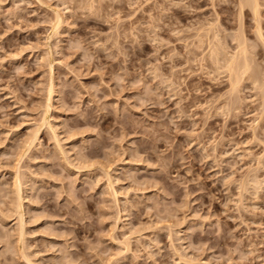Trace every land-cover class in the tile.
Wrapping results in <instances>:
<instances>
[{
  "label": "rangeland",
  "instance_id": "rangeland-1",
  "mask_svg": "<svg viewBox=\"0 0 264 264\" xmlns=\"http://www.w3.org/2000/svg\"><path fill=\"white\" fill-rule=\"evenodd\" d=\"M234 1L0 0V264H264V95L210 56L242 25L264 76Z\"/></svg>",
  "mask_w": 264,
  "mask_h": 264
},
{
  "label": "bare ground",
  "instance_id": "bare-ground-1",
  "mask_svg": "<svg viewBox=\"0 0 264 264\" xmlns=\"http://www.w3.org/2000/svg\"><path fill=\"white\" fill-rule=\"evenodd\" d=\"M234 2H236L239 7L240 21L242 20L243 13H245V9L247 10L250 9L252 11L253 18L256 22V29H257L258 37L264 43V36L261 32L262 29H261V25L259 22L260 21L259 20L260 18L259 0H235ZM57 20L59 21L58 23L60 24V20L59 19ZM203 34L204 33L198 30L196 36L199 37V39L201 38L203 39V37L205 36L207 37V33H205L206 35H203ZM201 41L203 42V40H200V42ZM234 41L236 42V44L234 46L233 54L228 55V52L226 53L224 49L225 45L222 43L218 34H215L213 38L212 39L210 38L209 40L210 42L209 45L212 46L210 56L213 57L214 60H217L218 63H220L221 61L224 62V66L226 67L227 72L229 73L230 86L232 88L233 93L238 91L242 83H244L245 81H251L253 84H256L261 89L264 95V76L260 75V72L256 70L253 65L254 59L252 56V52L250 51V47L247 44L246 37L244 36L242 25H240V30L236 34ZM260 76H262L263 79ZM235 104L237 103L235 102L234 105ZM19 188H18V191H20ZM17 208H18V205H17ZM23 215L24 214L22 213L18 215L20 216L19 219L22 220L21 222H23Z\"/></svg>",
  "mask_w": 264,
  "mask_h": 264
}]
</instances>
